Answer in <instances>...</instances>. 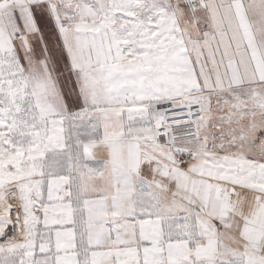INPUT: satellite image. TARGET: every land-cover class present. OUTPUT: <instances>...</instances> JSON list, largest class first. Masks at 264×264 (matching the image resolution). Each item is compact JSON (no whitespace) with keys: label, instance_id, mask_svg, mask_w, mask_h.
<instances>
[{"label":"snow or ice","instance_id":"6c2138e0","mask_svg":"<svg viewBox=\"0 0 264 264\" xmlns=\"http://www.w3.org/2000/svg\"><path fill=\"white\" fill-rule=\"evenodd\" d=\"M0 264H264V0H0Z\"/></svg>","mask_w":264,"mask_h":264}]
</instances>
